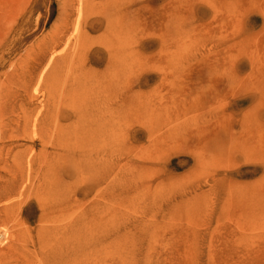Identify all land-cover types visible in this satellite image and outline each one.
Returning <instances> with one entry per match:
<instances>
[{"label": "rangeland", "instance_id": "obj_1", "mask_svg": "<svg viewBox=\"0 0 264 264\" xmlns=\"http://www.w3.org/2000/svg\"><path fill=\"white\" fill-rule=\"evenodd\" d=\"M143 1L147 107L111 146L72 108L90 55L102 85L107 43L126 40L106 1L0 4V120L22 133L0 138V175L10 153H49L40 192L0 199V264H264V0ZM45 104L41 142L24 120Z\"/></svg>", "mask_w": 264, "mask_h": 264}, {"label": "bare ground", "instance_id": "obj_2", "mask_svg": "<svg viewBox=\"0 0 264 264\" xmlns=\"http://www.w3.org/2000/svg\"><path fill=\"white\" fill-rule=\"evenodd\" d=\"M105 17L108 20V26L113 28L119 26L121 33L125 35V39H119L118 45L115 42L109 41L107 43V59L105 62V70L103 73V84L98 85L96 83L97 71L94 70V64L102 63L99 59L90 55L86 61L88 67V73L84 74L85 86L83 90L87 93V100L84 102H75L73 100V110L77 116L91 117L95 120L91 123L95 127V133L99 136H103L108 146L112 141L113 135L118 132H122L125 135L129 131L128 122L133 117H139L144 114L146 110V99L144 87L146 84V77L144 74V1L138 0L136 7L126 6L119 10L125 11L123 18H117L113 13L116 7L115 2L125 4L128 0H105ZM4 0H0V4ZM8 5L5 0V6ZM80 11V10H79ZM122 16V15H121ZM120 16V17H121ZM127 33H133L134 36L129 39V44L126 43L128 40ZM2 34V27L0 25V37ZM62 41V38L53 35L52 37L43 38L39 42V47L42 52V62L44 64L48 56H53V49ZM133 45H131V43ZM10 45V44H9ZM56 58L54 57L53 60ZM9 89L8 86L5 87ZM2 89L0 94V105L1 111L9 103L7 99L10 96V90ZM2 98V99H1ZM40 110L36 116L35 112H30L26 115L24 120V134L36 135L40 130L42 135L41 142L46 141L47 126L46 118L50 116L49 104L40 105ZM4 112H2L3 114ZM41 125V126H40ZM18 132L15 127H12V122L0 120V138H9L7 143L9 146L13 145L14 139L21 136L22 133ZM33 147L37 144L35 139H32ZM224 146V144H220ZM228 145L225 144V152H229ZM13 150V148H12ZM217 153V152H216ZM48 150L44 148L39 152L34 151H22L16 152L7 157L4 161V168L7 170V174H1L0 177L4 179V183L0 184V199L17 195L24 196L28 193H34L35 191L40 192L45 184V178L47 176L48 167ZM13 156V161L10 159ZM62 157V156H61ZM201 159H204L200 156ZM66 161V160H64ZM253 171H257V168ZM38 173V174H37ZM236 173H241L240 169H237ZM246 174L248 171L245 172ZM40 178L39 183L35 182V178ZM44 180V181H42ZM35 183L37 184L35 186ZM74 191L77 192L78 188L75 186ZM42 208H45L43 203H40ZM77 223V218H74V226ZM76 237L74 236L73 240ZM76 245L72 246L73 260L78 262V254ZM63 249L61 250L62 253ZM66 251V250H64Z\"/></svg>", "mask_w": 264, "mask_h": 264}]
</instances>
